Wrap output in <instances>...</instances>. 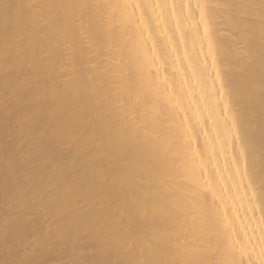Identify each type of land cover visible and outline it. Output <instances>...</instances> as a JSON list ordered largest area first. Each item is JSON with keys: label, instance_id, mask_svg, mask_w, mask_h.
Returning <instances> with one entry per match:
<instances>
[{"label": "bare ground", "instance_id": "bare-ground-1", "mask_svg": "<svg viewBox=\"0 0 264 264\" xmlns=\"http://www.w3.org/2000/svg\"><path fill=\"white\" fill-rule=\"evenodd\" d=\"M262 172L264 0H0V264H264Z\"/></svg>", "mask_w": 264, "mask_h": 264}, {"label": "snow or ice", "instance_id": "snow-or-ice-1", "mask_svg": "<svg viewBox=\"0 0 264 264\" xmlns=\"http://www.w3.org/2000/svg\"><path fill=\"white\" fill-rule=\"evenodd\" d=\"M255 184L254 190L252 192L253 196L259 195V197L264 200V172H262L258 181L253 182ZM253 183L249 184V187H253ZM66 264H79L78 261L69 260Z\"/></svg>", "mask_w": 264, "mask_h": 264}]
</instances>
